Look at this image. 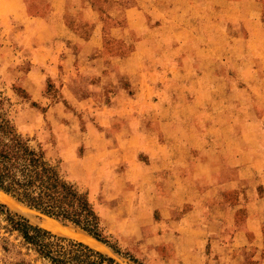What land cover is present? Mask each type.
I'll list each match as a JSON object with an SVG mask.
<instances>
[{
  "label": "rangeland",
  "instance_id": "374dc122",
  "mask_svg": "<svg viewBox=\"0 0 264 264\" xmlns=\"http://www.w3.org/2000/svg\"><path fill=\"white\" fill-rule=\"evenodd\" d=\"M66 47L78 57L67 68ZM0 92L15 105L19 130L89 193L104 236L128 257L105 244L101 252L120 264H227L220 246L189 235L196 183L156 180L157 157L188 161L190 130L224 121L230 154L241 128L253 143L264 112V0H0ZM132 115L152 128L151 154L139 160L153 173L131 162L122 130ZM171 141L167 151L151 143ZM4 204L43 227L45 215ZM0 264L50 263L2 233Z\"/></svg>",
  "mask_w": 264,
  "mask_h": 264
},
{
  "label": "crops",
  "instance_id": "0c3cea01",
  "mask_svg": "<svg viewBox=\"0 0 264 264\" xmlns=\"http://www.w3.org/2000/svg\"><path fill=\"white\" fill-rule=\"evenodd\" d=\"M20 1L22 0H11V3L17 5ZM38 19L43 20L42 18ZM45 20L50 21L48 18ZM76 54L72 48H65L63 55L66 68L69 67L68 62H71L73 57L78 58ZM91 64L85 68L90 76L94 66L93 63ZM72 66L73 63L71 68ZM78 78L81 79V76ZM89 79H92V76ZM90 82L88 81V83ZM205 97L207 98V96ZM213 112L216 115L217 111L213 110ZM209 113L208 111L204 114L208 115ZM225 116L227 117L228 113ZM259 116L262 118L260 121L262 126H257L258 132L253 134L252 144L244 143L246 140L244 128L236 132V142L232 149V151H236L235 155L230 154V143L225 135L227 133L224 134L225 128H223L225 124L228 128V122L224 121V124L222 123L219 128L213 126L198 131L201 129L193 127L190 130L194 134L191 135V140L194 136L195 142L190 144L191 155H189L188 161H181L180 158L167 159L168 152L162 154L165 160L157 157V160H163V162L157 169L159 171L156 180L162 179L165 175L168 180L187 178L194 185L196 183L195 196L197 197L196 199L192 197L188 201L190 210L187 217L191 219L188 225L189 235L193 236L195 241L205 240L207 245L210 242L211 249L212 246H220L219 259L227 264H264V112L260 111ZM130 117L137 123H130L122 131L128 132L130 136V138L128 137V150L132 151L131 162L135 166H139L142 171L150 169L153 173L156 170L152 169L150 164H144L139 160L140 154H151L148 153V150L153 147L149 146L146 134L152 128L140 124L141 116L138 119L133 115ZM113 132L118 133V128L114 127ZM107 133L110 134V131ZM218 135L221 142L213 144L211 136ZM151 143L161 146L164 150H166V146L174 144L173 141ZM150 158L152 159L154 156L150 155ZM169 160L171 164H165ZM187 167L189 170H185ZM245 183H248L250 187L247 190ZM168 200L172 199L168 198L165 202H169ZM175 202L174 200L172 206ZM177 204L183 206L179 201L176 202ZM185 216L178 218L177 222L180 225L181 221L187 218ZM210 256H212V260L215 259L213 252L210 253Z\"/></svg>",
  "mask_w": 264,
  "mask_h": 264
},
{
  "label": "trees",
  "instance_id": "16d2710c",
  "mask_svg": "<svg viewBox=\"0 0 264 264\" xmlns=\"http://www.w3.org/2000/svg\"><path fill=\"white\" fill-rule=\"evenodd\" d=\"M15 105L0 92V190L19 203L64 224H71L127 256L104 236L102 218L89 193L71 182L41 146L33 145L15 121ZM16 233L25 246L50 264H120L113 256L32 224L0 202L1 234ZM7 248V247H4Z\"/></svg>",
  "mask_w": 264,
  "mask_h": 264
},
{
  "label": "bare ground",
  "instance_id": "6f19581e",
  "mask_svg": "<svg viewBox=\"0 0 264 264\" xmlns=\"http://www.w3.org/2000/svg\"><path fill=\"white\" fill-rule=\"evenodd\" d=\"M1 201L4 203H7L14 210H17V211L22 212V213L30 214V212L32 211L31 209H29L25 205L19 203L18 201L13 199L11 196L7 195L6 193H4L3 191L0 190V202ZM34 219H36V218H34ZM42 226L44 228H46L47 230L55 233V234L73 237V238L89 245L90 247H92L96 250L102 251L106 248V246L104 244H102L98 240L94 239L90 235L86 234L84 231L73 230L74 228L71 229V228L65 227L62 224H60V222H58L52 218H49L47 216H45V221L42 223Z\"/></svg>",
  "mask_w": 264,
  "mask_h": 264
}]
</instances>
